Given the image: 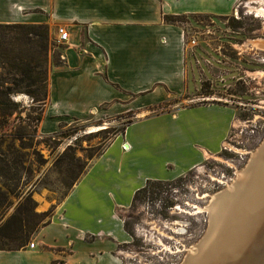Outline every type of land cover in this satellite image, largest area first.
<instances>
[{"label":"crops","instance_id":"1","mask_svg":"<svg viewBox=\"0 0 264 264\" xmlns=\"http://www.w3.org/2000/svg\"><path fill=\"white\" fill-rule=\"evenodd\" d=\"M239 1L0 0V23L69 31L63 63L49 75L43 133L92 117L137 115L56 204L34 244L0 248V264H126L118 249L132 236L119 209L148 179L173 180L217 154L233 122L231 108L191 101L185 27L170 18L229 15Z\"/></svg>","mask_w":264,"mask_h":264},{"label":"rangeland","instance_id":"2","mask_svg":"<svg viewBox=\"0 0 264 264\" xmlns=\"http://www.w3.org/2000/svg\"><path fill=\"white\" fill-rule=\"evenodd\" d=\"M176 20L186 31V69L194 93L191 101L225 105L232 109L233 122L224 140L228 144L217 154L175 178L165 191L149 192L135 207L130 204L119 209L132 232L118 249L126 264L184 263L192 248L208 236L215 195L238 180L264 144V49L250 42L264 39V0H240L229 15L192 13ZM23 24L34 26L28 48L40 80L30 87L26 81L15 85L19 74L7 65L0 67V89H19L10 95L12 113L0 118V156L10 166L7 174L0 173V246L18 243L1 229L16 209L28 214L47 212L44 217L30 215L33 223L40 221L39 228L51 217L83 164L91 162L109 137L137 116L92 117L62 123L58 131L43 133L40 122L49 94V75L63 63V52L48 23ZM164 109L161 105L145 113ZM102 124L104 127L88 130ZM108 127V133L101 132ZM169 202L174 206L168 208Z\"/></svg>","mask_w":264,"mask_h":264},{"label":"bare ground","instance_id":"3","mask_svg":"<svg viewBox=\"0 0 264 264\" xmlns=\"http://www.w3.org/2000/svg\"><path fill=\"white\" fill-rule=\"evenodd\" d=\"M250 42L264 49V39ZM210 212L207 239L202 248L199 245L201 250L189 257V264H264V144L227 193L216 199Z\"/></svg>","mask_w":264,"mask_h":264},{"label":"trees","instance_id":"4","mask_svg":"<svg viewBox=\"0 0 264 264\" xmlns=\"http://www.w3.org/2000/svg\"><path fill=\"white\" fill-rule=\"evenodd\" d=\"M179 15L173 16L170 19L176 20ZM33 25H26L23 23H0V67L5 68L6 65L11 69L15 70L19 74L18 81H14L15 85H19V83H23L24 81L27 82L26 86L30 87L32 84H36L38 80H40L39 76L35 74L36 67L38 65L34 64V55L28 48V45L33 42L31 39L30 34L33 33L31 29ZM28 92L36 93L32 89H26ZM19 91V89H13L11 87H7V90L0 89V118L8 116L12 113V101L10 95L14 92ZM5 95L6 97H3ZM131 121V120H130ZM129 121V122H130ZM126 126V125H125ZM123 127V130L125 128ZM122 130V131H123ZM110 128L102 129L101 132H109ZM121 131V132H122ZM120 132H115L109 137L108 143L105 147L97 152L95 155L91 157L93 160L94 158L98 157L100 154L104 152L108 144L117 136ZM73 159L74 156H71ZM80 160V159H79ZM91 160V162H92ZM91 162H86L83 164V167L79 170L77 177L70 183L68 190L65 192L64 196L69 192L72 186L79 180V178L85 173L88 166ZM0 163H4L0 166V173L7 174L10 171V166L8 162L0 156ZM174 180V179H173ZM173 180H160V179H148L146 184L136 190L131 206L135 207L140 199L146 196L149 192H157V191H165L164 188L168 187ZM63 196V197H64ZM62 197V198H63ZM27 200L32 202L33 200L28 197ZM1 204V201H0ZM168 208L174 206V203H170L167 205ZM30 215L35 216H47L48 213H30L28 214L26 211L20 210L19 208L16 209L1 225V229L7 232L9 236L14 237L18 240V243L13 246H0V248H19L26 245L29 242L34 231L38 228V224L40 221L33 223L30 219ZM2 216V215H1ZM0 216V217H1ZM50 221V218L44 222L43 224ZM42 224V225H43ZM125 229L132 234L131 230L127 225V221L124 219Z\"/></svg>","mask_w":264,"mask_h":264},{"label":"built area","instance_id":"5","mask_svg":"<svg viewBox=\"0 0 264 264\" xmlns=\"http://www.w3.org/2000/svg\"><path fill=\"white\" fill-rule=\"evenodd\" d=\"M55 38L57 43H59V45H62L64 43H66L69 39V31L67 29V27L63 24H60L57 26L56 28V34H55ZM223 146H225V144H223ZM34 243L31 242V245H33Z\"/></svg>","mask_w":264,"mask_h":264},{"label":"water","instance_id":"6","mask_svg":"<svg viewBox=\"0 0 264 264\" xmlns=\"http://www.w3.org/2000/svg\"><path fill=\"white\" fill-rule=\"evenodd\" d=\"M227 191H228V190H226V191H224V192L222 191V192L216 194L215 197H214V201H215L216 199L220 198V196L225 195V194L227 193ZM214 201H213V202H214ZM208 206H209V205H208ZM207 231H208V230H207ZM204 237H206V235H205ZM204 237H203V239L200 241V243H198L196 246H194V247L192 248V251H190V252L186 255V259H185L184 263H182V264H186L187 261H188V259H189V257L192 256L194 253H196V252L198 251V246H199V245L201 244V242L204 240ZM186 260H187V261H186ZM185 262H186V263H185Z\"/></svg>","mask_w":264,"mask_h":264}]
</instances>
